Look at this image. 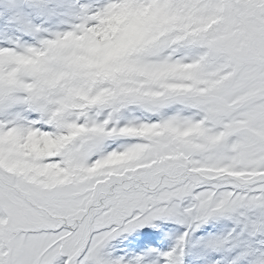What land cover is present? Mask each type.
Masks as SVG:
<instances>
[{"label":"snow or ice","instance_id":"6c2138e0","mask_svg":"<svg viewBox=\"0 0 264 264\" xmlns=\"http://www.w3.org/2000/svg\"><path fill=\"white\" fill-rule=\"evenodd\" d=\"M0 264H264V0H0Z\"/></svg>","mask_w":264,"mask_h":264}]
</instances>
